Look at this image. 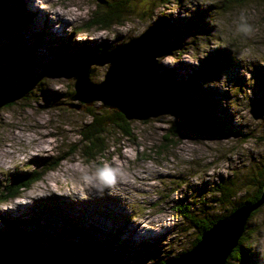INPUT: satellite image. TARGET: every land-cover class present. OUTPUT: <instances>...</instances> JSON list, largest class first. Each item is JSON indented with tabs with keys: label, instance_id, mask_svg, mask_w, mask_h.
Segmentation results:
<instances>
[{
	"label": "rangeland",
	"instance_id": "374dc122",
	"mask_svg": "<svg viewBox=\"0 0 264 264\" xmlns=\"http://www.w3.org/2000/svg\"><path fill=\"white\" fill-rule=\"evenodd\" d=\"M4 1L0 86L21 88V98L0 110V201L14 173L81 144L79 130L91 119L87 109L105 116L114 111L98 101L75 109L73 75L64 69L86 55L102 56L159 21L174 27L161 30L158 73L179 82L184 101L220 132L183 130L184 119L169 115L127 120L129 137L107 126L102 158L89 162L74 152L20 198L0 202V220H21L35 231L36 264L164 263L190 250L196 238L178 208L229 215L236 202L214 204L227 180L239 197L255 195L264 180V0H121L119 20L107 26L90 21L105 2L120 0H21L30 15L23 23L16 20L17 3ZM241 22L249 32L237 30ZM210 61L213 74L187 88L189 76ZM107 67L92 65L91 82L103 81ZM28 81L36 87L24 96ZM170 132L176 135L167 142ZM98 169L110 179L101 180ZM245 227V264H264V205ZM70 228L87 235H68Z\"/></svg>",
	"mask_w": 264,
	"mask_h": 264
},
{
	"label": "water",
	"instance_id": "95a60500",
	"mask_svg": "<svg viewBox=\"0 0 264 264\" xmlns=\"http://www.w3.org/2000/svg\"><path fill=\"white\" fill-rule=\"evenodd\" d=\"M162 35L152 25L137 38L117 46L98 58L71 63L64 69L72 74L75 109H83L98 101L102 108L120 113L126 120L145 121L163 115L180 116V129L205 135H218L196 108L186 103L178 90L177 81L157 71ZM94 66L108 65L103 81L93 83ZM264 205V187L256 202L242 205L229 215L219 218L209 229L200 233L199 240L188 251L162 264H226L237 246L251 213Z\"/></svg>",
	"mask_w": 264,
	"mask_h": 264
},
{
	"label": "trees",
	"instance_id": "16d2710c",
	"mask_svg": "<svg viewBox=\"0 0 264 264\" xmlns=\"http://www.w3.org/2000/svg\"><path fill=\"white\" fill-rule=\"evenodd\" d=\"M9 1L17 3L16 20H18L20 23H23V20H30V15L28 16L27 11L23 8L24 2L20 3L21 0ZM5 3L6 2L4 0H0V14L2 13L1 9ZM123 4H125V2L121 0L111 4L105 2L103 4V9H101V11H99L98 14L94 16V20L90 21V25L107 26L112 20H119L122 14L121 6ZM21 8L23 9L21 10ZM161 23V21L157 22L160 33L163 28L170 32L174 27L173 25L166 26L165 23L161 25ZM190 23H192V21ZM190 23L188 26H186L187 31L191 29L192 24ZM178 43L179 41L176 37L171 47H173V45H178ZM30 54L31 56H33L31 51ZM90 57L91 55H86V57L83 58L89 59ZM210 63L211 61L202 66L200 69L196 70L191 76H189L188 80L184 82V85L189 88L191 85L194 86L195 82L198 81V79L210 77L213 74L212 70L210 69ZM28 82V87L24 88L23 90L25 92L24 96L30 95L31 89L36 87V84H34L33 81V84L31 83V81ZM177 85L179 92H181V86L179 82H177ZM20 93L21 88L19 90H13L5 84L0 86V110L10 109L15 106L18 102V99L21 98V95H19ZM87 110L88 115L91 119L90 121L85 123L79 130L78 136L81 144L79 146L77 145L75 149H71L67 154H63L62 156L49 157L37 161L38 168L14 173L9 184L2 192V195L4 196L1 198L0 202L20 198L21 194L24 191L29 190L31 186L34 183L40 181L46 173L55 170L63 160H65L70 154L74 152L81 151L85 159L89 162L95 161L98 158H102L104 153L108 151V147H106L104 144L106 141L104 136L106 130L105 127L108 126V128L114 129L124 137L130 136V124L120 113L112 111L110 114H108V116H105L102 112L99 115H96L95 112H89V109ZM175 135L176 133L170 132L163 139H167V142H170L172 140V137ZM166 146L163 145L162 148H165ZM227 182V184L222 183V185L216 191L214 204L217 206H221L226 202H236L237 204L231 207V212L237 207H240L242 205H250L256 202L264 187L263 180L258 187L255 195L249 197L246 194H243L239 197L237 193L233 192V183L229 182L228 180ZM178 209H181V212L186 216L184 217L186 218L188 224H191L192 228L196 230V238L192 242V246H194L199 240L200 233L209 229L210 226H212L221 217H213L212 215L208 216L204 212L192 214L185 211V208ZM257 210L251 213L249 219L253 215H255ZM0 222V264H36L37 262L34 257V252L36 251L35 240H37L35 231L26 229L24 223L21 220H14L10 217H2ZM72 232H74L79 238H83L87 235L86 231L84 230H82L83 233H80L79 231H76L72 228H70L67 234L71 235ZM243 238L244 235L242 234L238 240L237 246L232 250L227 260L231 258L239 261L241 264L246 263L244 253L246 247H244L243 245L247 241ZM161 263L162 262H156L155 264Z\"/></svg>",
	"mask_w": 264,
	"mask_h": 264
},
{
	"label": "clouds",
	"instance_id": "9594fccd",
	"mask_svg": "<svg viewBox=\"0 0 264 264\" xmlns=\"http://www.w3.org/2000/svg\"><path fill=\"white\" fill-rule=\"evenodd\" d=\"M241 21H243V17H241ZM237 30L240 32H243V33H247L250 31V25H248L247 23L241 22L237 25ZM97 176L101 180L110 179V177L108 176V173L105 169H98Z\"/></svg>",
	"mask_w": 264,
	"mask_h": 264
},
{
	"label": "bare ground",
	"instance_id": "6f19581e",
	"mask_svg": "<svg viewBox=\"0 0 264 264\" xmlns=\"http://www.w3.org/2000/svg\"><path fill=\"white\" fill-rule=\"evenodd\" d=\"M56 14H57V13H56ZM58 15H59V14H58ZM32 16L36 18V17L38 16V13H32ZM59 16H60V15H59ZM33 17H32V18H33ZM56 17H57V16H56ZM36 35H37L38 37L41 36V32H37ZM24 37H25V33L23 32V33L20 34V39L22 40V39H24ZM34 54H36V51H35ZM107 186H108V185H106V187H107ZM96 198H97V197H96Z\"/></svg>",
	"mask_w": 264,
	"mask_h": 264
}]
</instances>
